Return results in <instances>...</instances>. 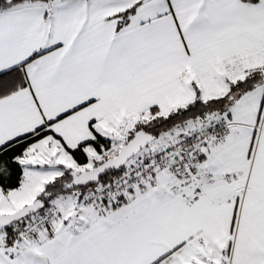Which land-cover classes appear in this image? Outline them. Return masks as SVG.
Returning <instances> with one entry per match:
<instances>
[{
    "label": "snow or ice",
    "instance_id": "1",
    "mask_svg": "<svg viewBox=\"0 0 264 264\" xmlns=\"http://www.w3.org/2000/svg\"><path fill=\"white\" fill-rule=\"evenodd\" d=\"M0 264H264V0H0Z\"/></svg>",
    "mask_w": 264,
    "mask_h": 264
}]
</instances>
